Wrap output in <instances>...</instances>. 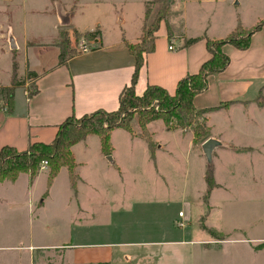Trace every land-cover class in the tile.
Returning <instances> with one entry per match:
<instances>
[{
    "label": "crops",
    "instance_id": "crops-1",
    "mask_svg": "<svg viewBox=\"0 0 264 264\" xmlns=\"http://www.w3.org/2000/svg\"><path fill=\"white\" fill-rule=\"evenodd\" d=\"M151 1H146V5ZM170 1L171 12L155 33V49L145 55V63L134 84L137 96H143L149 86H160L174 95L178 83L199 73L202 65L211 58L207 39L224 40L239 25L251 29L264 19V0H255L258 3L256 7L252 4L253 0ZM190 4H197L203 9L209 7L207 11L210 13H202L193 21L188 12ZM247 14H251V17H246ZM140 16L135 25L132 18L118 13L111 25L97 20L88 30L73 23L75 17L72 12L66 18L60 17L82 35L96 30L101 33L92 42V48L78 53L62 66L58 65L61 53L58 41H22V46L18 47L24 56L25 65L22 68L21 63L17 62L18 75L34 72L38 78L33 81L26 76L24 86L15 91L11 108L0 111V151L9 146L25 152L35 143L50 144L57 138L61 125L72 116L80 119L98 111H117L122 92L132 85L136 67V59L125 42L139 43L151 19L149 17L147 20V10L143 8ZM191 39L199 40L187 46L186 42ZM170 47L174 49L170 50ZM223 53L230 58V64L224 72L209 77L208 89L194 100L198 110L219 108L230 103L252 106L264 93V28L252 36L249 49L242 51L226 44ZM32 83L34 88L31 91L29 87ZM215 114L210 113L207 118L211 119L209 137L221 144L220 140L215 139L218 138L214 132ZM118 130L123 129H116L113 134ZM129 135L132 140H142L148 146L143 138L133 137L131 133ZM93 138H96L100 150L98 161L117 171L118 186H115L114 180L100 183L97 178L83 171L88 161L81 159L77 152L89 150ZM191 140L193 144V138ZM72 152L79 176L75 189L65 167L49 190L48 170L40 171L33 183L29 174L25 173L14 183L0 182V203H8L12 197L22 195L28 203L32 234L39 239L51 238L52 229L47 227V222L41 225V221L46 204L59 192L62 182L64 190L68 192V202H75L76 216L72 218L71 214L66 218L70 226L68 237L57 244L44 243L29 247L34 260H42L44 264L54 262L55 258L60 260V264H194L193 243L211 245H205L206 250L215 247L211 238L199 241L188 239L190 224L182 221L175 222L174 229L170 227L174 230L171 235L173 238L164 236L165 223L161 231L160 228L154 230L143 221L146 218L141 214L133 215L136 209L146 204L134 197L128 200L123 197L119 202H105L100 196L101 191L114 196L119 190L125 189V172L117 164L115 150L110 156L102 153L99 137H87L75 145ZM152 159L155 160V156ZM41 182L44 186H40ZM221 187L217 184L214 190ZM165 228L168 229L169 225L166 224ZM226 236L227 239L219 241L216 247L248 245L252 247V257L259 260L264 257V235L255 238ZM0 250L6 248L0 247Z\"/></svg>",
    "mask_w": 264,
    "mask_h": 264
},
{
    "label": "rangeland",
    "instance_id": "rangeland-1",
    "mask_svg": "<svg viewBox=\"0 0 264 264\" xmlns=\"http://www.w3.org/2000/svg\"><path fill=\"white\" fill-rule=\"evenodd\" d=\"M146 1L148 0H0V86L11 84L15 61L20 62L22 68L25 65L24 56L18 47L22 46V41L50 43L55 40L60 43V34L67 32L71 38L70 48L77 54L82 52L83 46L92 48V42L84 37H80L77 43L74 30L60 17L66 18L72 12L75 17L73 23L88 30L97 20L111 25L115 16L122 13L125 17L132 18L136 25L143 8L147 10V20L151 18L147 26L149 28L157 15L169 6V0H152L147 5ZM252 4L258 6L255 0ZM205 9L197 4H190L189 16L196 21L202 13H210L207 11L209 7ZM246 17L250 18L251 14ZM12 44L15 49H12ZM18 76L24 81L27 75ZM33 86L32 83L29 87L31 91ZM6 107V102L0 97V111ZM263 107L264 93L252 106L229 104L210 112L216 113L213 124L218 138L215 139L221 141L212 153V161L206 158L203 145L213 138L209 137L197 144L193 142V145L192 130L168 132L162 120L147 126L148 134H154L152 140L155 160L144 141L132 140L129 133L118 130L112 134L111 143L117 164L125 172V189L119 190L114 196L101 191V198L110 203L119 202L123 197L125 200L134 197L146 202L133 215L141 214L146 218L143 221L154 230L160 228L161 231L165 223L164 236H168L167 238H173L171 235L174 230L170 227L174 229L173 224L178 221L190 224L188 239L199 241L211 238L215 247L210 250H206L205 245H211L193 243L194 264H264V257L259 260L251 256L252 247L224 245L218 248L216 244L220 242L204 230L206 227L225 236L230 234L233 238L264 235ZM223 109L227 111L224 112ZM143 110L135 108L127 117L134 132L133 137L141 139L143 132L139 121L144 119V115L140 113ZM210 113L200 117L199 121L207 119ZM207 120L206 125L211 127V119ZM68 125L71 126L68 130L77 126L73 122ZM90 144L89 150L77 152L81 159L88 161V166L83 171L97 178L100 183L114 180L115 186H118L117 171L98 161L100 150L96 138ZM104 170L107 171L103 172ZM40 171L44 170L40 167ZM207 172H211L215 183L222 186L211 193L208 203L205 201ZM40 186H44V183L41 182ZM63 187L62 182L59 192L46 204L41 221V225L47 222V227L52 229L51 238L39 239L32 234L33 224L28 203L23 200L22 195L12 197L8 203H0V247L6 248L0 250V264H44L42 260L32 258L29 247L44 243L57 244L68 237L70 226L66 223V218L71 214L72 218L75 217L77 208L74 201L68 202V192ZM179 213H183L185 218L183 215L180 217ZM166 224L169 225L168 229L165 228ZM54 260L49 263L60 264L59 259Z\"/></svg>",
    "mask_w": 264,
    "mask_h": 264
},
{
    "label": "trees",
    "instance_id": "trees-1",
    "mask_svg": "<svg viewBox=\"0 0 264 264\" xmlns=\"http://www.w3.org/2000/svg\"><path fill=\"white\" fill-rule=\"evenodd\" d=\"M169 6L160 12L152 25L145 26L144 37L141 43L132 44L125 42L130 53L136 59V67L133 75L132 85L125 89L120 96V107L115 112L98 111L91 115L77 119L74 116L66 120L60 127V131L54 142L50 144L35 143L25 152H20L16 148L6 146L0 151V182H16L23 173L29 174L31 183L34 182L40 173L43 162L48 163V190L53 185L62 168H67L72 187L75 189L79 176L77 174V163L75 161L72 148L82 142L86 137L95 135L99 137L102 146V153L110 156L114 149L111 143L113 131L123 129L134 134L130 124L127 122L128 114L135 108L144 109L141 114L144 119L139 121V126L143 132L142 138L146 140L153 157V136L148 134L147 126L153 122L162 120L168 131L181 130L186 132L192 130L193 142L197 144L206 140L211 132L206 125L208 121L203 115L216 111L219 108L198 110L195 107V98L208 89V80L212 75L224 72L230 64V58L223 53V46L231 44L239 50L245 51L251 45L252 36L264 28V19L255 27L245 29L239 25L233 33L226 39L213 41L207 39L208 50L211 58L201 67L199 73L190 75L178 83L176 93L171 95L167 90L160 86H149L143 96H137L134 84L139 76L140 69L145 63V55L152 53L155 49V33L158 32L160 23L170 14L171 1ZM148 15V13H147ZM148 31V34H147ZM76 42L80 37H84L93 42L100 37L99 30L89 32L84 35L74 30ZM62 42L59 43L61 53L59 55V66L65 65L70 59L77 55L76 51L70 48L71 38L67 32L61 33ZM148 35V36H146ZM148 37V38H147ZM199 39H191L186 45H192ZM94 49V48H93ZM72 50V51H71ZM19 65L13 63V77L9 86H0V97L6 102L7 110L12 106L15 91L25 84V80H20L18 76ZM27 78L37 80L38 76L34 72H28ZM34 87V86H33ZM35 91L31 92L34 93ZM232 104V103H230ZM229 104H224L226 107ZM73 122L76 128L68 130V124ZM207 192L205 201L211 192L217 187L214 176L211 172L206 174ZM205 231L211 233L213 238L218 241H225L227 236L204 227Z\"/></svg>",
    "mask_w": 264,
    "mask_h": 264
},
{
    "label": "water",
    "instance_id": "water-1",
    "mask_svg": "<svg viewBox=\"0 0 264 264\" xmlns=\"http://www.w3.org/2000/svg\"><path fill=\"white\" fill-rule=\"evenodd\" d=\"M12 49H15V46L12 44ZM219 146V142L216 140L210 139L203 145V151L205 153L206 158L209 161H212V153L214 149Z\"/></svg>",
    "mask_w": 264,
    "mask_h": 264
},
{
    "label": "built area",
    "instance_id": "built-area-1",
    "mask_svg": "<svg viewBox=\"0 0 264 264\" xmlns=\"http://www.w3.org/2000/svg\"><path fill=\"white\" fill-rule=\"evenodd\" d=\"M173 47H170V50H173ZM89 50V48L87 46H83L82 52H87ZM48 169V163L47 162H43L41 164V170H47ZM181 216L183 215V213L180 214Z\"/></svg>",
    "mask_w": 264,
    "mask_h": 264
}]
</instances>
